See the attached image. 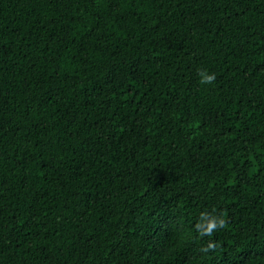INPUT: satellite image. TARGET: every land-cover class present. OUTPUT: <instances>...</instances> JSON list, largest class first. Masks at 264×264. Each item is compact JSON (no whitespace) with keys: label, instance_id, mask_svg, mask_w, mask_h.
Masks as SVG:
<instances>
[{"label":"trees","instance_id":"trees-1","mask_svg":"<svg viewBox=\"0 0 264 264\" xmlns=\"http://www.w3.org/2000/svg\"><path fill=\"white\" fill-rule=\"evenodd\" d=\"M0 264H264V0H0Z\"/></svg>","mask_w":264,"mask_h":264},{"label":"clouds","instance_id":"clouds-1","mask_svg":"<svg viewBox=\"0 0 264 264\" xmlns=\"http://www.w3.org/2000/svg\"><path fill=\"white\" fill-rule=\"evenodd\" d=\"M211 79H213V77H211V76L207 77V80L210 81ZM211 224H212V227L209 228V234H210L211 229H214V228H216V227H218V226H222L223 221L220 220V221H218V222H213V223H211Z\"/></svg>","mask_w":264,"mask_h":264}]
</instances>
